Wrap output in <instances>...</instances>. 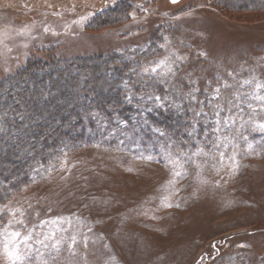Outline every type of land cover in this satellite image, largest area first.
I'll list each match as a JSON object with an SVG mask.
<instances>
[{
	"label": "rangeland",
	"instance_id": "1",
	"mask_svg": "<svg viewBox=\"0 0 264 264\" xmlns=\"http://www.w3.org/2000/svg\"><path fill=\"white\" fill-rule=\"evenodd\" d=\"M140 49L142 76L189 98L209 93L206 120L222 131L179 139L194 149L156 141L65 155L0 204V264H13V232L32 236L16 241L22 264H264V0H0V81L30 60ZM161 61L164 74L145 71Z\"/></svg>",
	"mask_w": 264,
	"mask_h": 264
},
{
	"label": "trees",
	"instance_id": "2",
	"mask_svg": "<svg viewBox=\"0 0 264 264\" xmlns=\"http://www.w3.org/2000/svg\"><path fill=\"white\" fill-rule=\"evenodd\" d=\"M147 55L140 49L30 60L0 81V148L6 147L0 151V204L84 147H156L161 141L177 151L199 146L184 148L179 139L214 137L215 125L204 115L212 113L209 93L189 98L190 92L166 78L143 77ZM157 135L161 140H154Z\"/></svg>",
	"mask_w": 264,
	"mask_h": 264
},
{
	"label": "snow or ice",
	"instance_id": "3",
	"mask_svg": "<svg viewBox=\"0 0 264 264\" xmlns=\"http://www.w3.org/2000/svg\"><path fill=\"white\" fill-rule=\"evenodd\" d=\"M178 0H172V3H177ZM164 68H165V62L161 61L158 62L155 66L151 67L150 69H145L146 72H151L152 74H156L158 72V70L161 72V74H164ZM167 72L168 73H173L174 74V70L171 68V66L167 67ZM225 87H227V85H225ZM257 87H264V85H257ZM220 89L217 88L215 90V94L213 95V99L219 101L220 99ZM155 99L159 100L160 97H155ZM256 99L258 100H264V97L261 96H257ZM228 104H231L232 101H227ZM216 108L218 109V111L215 112V115L217 117L220 116V112L225 111V107L217 104ZM204 115L206 116L207 114L204 113ZM216 127L214 128V131L216 133H220L222 131V121L220 119H217L215 121ZM235 124V118L233 116H228L226 119L223 120V129H230L233 125ZM259 128L264 131V124L259 125ZM0 131H2V129H0ZM223 139H227V136H225ZM221 137L217 136L216 141L214 142L213 146L216 148L220 147V143H221ZM202 152V149L200 150ZM221 156H223V152L220 153ZM189 159H191V157H189ZM230 159H235V157H230ZM11 215H15V213H11ZM11 239L8 240V238L6 237V243H5V248L8 249V243H12L13 247L11 248V250L7 251V255L9 256L10 259L13 260V264H16V261H21L22 264V260L23 258L20 255V250H19V243H27V241L32 239L31 233H29L27 236H24L22 239H19L21 234L19 232H13L10 234ZM17 239H19V243H16ZM51 239H55V233H49L47 236L44 237L43 240L38 241V243L44 245V241L45 240H51ZM72 243L75 244V238L73 237L72 239ZM47 246V245H45ZM55 247V245H54ZM42 264H47V261H42Z\"/></svg>",
	"mask_w": 264,
	"mask_h": 264
},
{
	"label": "water",
	"instance_id": "4",
	"mask_svg": "<svg viewBox=\"0 0 264 264\" xmlns=\"http://www.w3.org/2000/svg\"><path fill=\"white\" fill-rule=\"evenodd\" d=\"M172 1V0H171ZM179 1V0H178Z\"/></svg>",
	"mask_w": 264,
	"mask_h": 264
}]
</instances>
